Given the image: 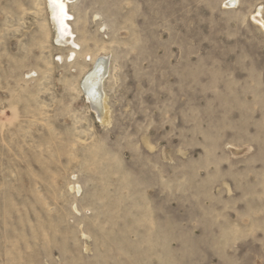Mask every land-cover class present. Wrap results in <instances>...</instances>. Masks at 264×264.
Here are the masks:
<instances>
[{
  "label": "rangeland",
  "instance_id": "374dc122",
  "mask_svg": "<svg viewBox=\"0 0 264 264\" xmlns=\"http://www.w3.org/2000/svg\"><path fill=\"white\" fill-rule=\"evenodd\" d=\"M50 3L0 0V264H264V0Z\"/></svg>",
  "mask_w": 264,
  "mask_h": 264
},
{
  "label": "bare ground",
  "instance_id": "6f19581e",
  "mask_svg": "<svg viewBox=\"0 0 264 264\" xmlns=\"http://www.w3.org/2000/svg\"><path fill=\"white\" fill-rule=\"evenodd\" d=\"M235 1V0H233ZM70 0H51L50 6L52 10V16L56 20L58 29L57 39L61 43H70L72 45H78L73 40L74 32L71 30L67 20L69 14L67 13V3ZM107 58L104 56H98L95 58L93 67L84 76V89L86 94L94 103V107L97 113H100L101 117L106 115V96L100 89L101 82L103 80L104 72L107 68Z\"/></svg>",
  "mask_w": 264,
  "mask_h": 264
}]
</instances>
